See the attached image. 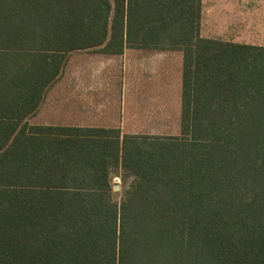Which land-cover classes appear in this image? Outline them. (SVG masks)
<instances>
[{
	"label": "trees",
	"instance_id": "obj_1",
	"mask_svg": "<svg viewBox=\"0 0 264 264\" xmlns=\"http://www.w3.org/2000/svg\"><path fill=\"white\" fill-rule=\"evenodd\" d=\"M200 30L201 0H0V264L264 247V47ZM127 49L182 52L179 136L29 123L70 53Z\"/></svg>",
	"mask_w": 264,
	"mask_h": 264
},
{
	"label": "rangeland",
	"instance_id": "obj_2",
	"mask_svg": "<svg viewBox=\"0 0 264 264\" xmlns=\"http://www.w3.org/2000/svg\"><path fill=\"white\" fill-rule=\"evenodd\" d=\"M182 58L179 50L127 49L118 56L97 50L72 52L67 56L60 78L48 90L41 108L29 123L53 125V98L59 96L61 102H68L74 108L80 107L86 99L101 102L102 126L120 128L123 134L179 136L181 83L178 67H182ZM83 67H93V71L88 73ZM99 67L110 68L104 73ZM132 67H141L137 75ZM89 79L99 85H83V81ZM110 100L115 104L111 111L107 110ZM112 179L116 198L120 200L133 178L118 170L113 172ZM221 249V254L204 256L200 264H264L262 246L234 244Z\"/></svg>",
	"mask_w": 264,
	"mask_h": 264
},
{
	"label": "crops",
	"instance_id": "obj_3",
	"mask_svg": "<svg viewBox=\"0 0 264 264\" xmlns=\"http://www.w3.org/2000/svg\"><path fill=\"white\" fill-rule=\"evenodd\" d=\"M200 36L204 39L264 47V0H201ZM108 68L99 67V70L105 73ZM140 68L132 67V72L137 75ZM178 68L182 91L183 58L182 67ZM83 70L90 73L93 67H83ZM83 85L96 87L99 84L94 79H89L83 81ZM101 104L99 101L86 99L81 102L80 107L77 105L74 108L68 102H61V98L56 96L53 98V126L113 128L102 126L99 117L103 109ZM109 105L107 110H114V101L110 100Z\"/></svg>",
	"mask_w": 264,
	"mask_h": 264
},
{
	"label": "water",
	"instance_id": "obj_4",
	"mask_svg": "<svg viewBox=\"0 0 264 264\" xmlns=\"http://www.w3.org/2000/svg\"><path fill=\"white\" fill-rule=\"evenodd\" d=\"M117 188L115 187V190H116Z\"/></svg>",
	"mask_w": 264,
	"mask_h": 264
}]
</instances>
